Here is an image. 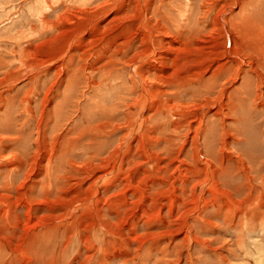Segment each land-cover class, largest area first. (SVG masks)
<instances>
[{"label":"rangeland","instance_id":"rangeland-1","mask_svg":"<svg viewBox=\"0 0 264 264\" xmlns=\"http://www.w3.org/2000/svg\"><path fill=\"white\" fill-rule=\"evenodd\" d=\"M187 1L0 0V264H264V0Z\"/></svg>","mask_w":264,"mask_h":264},{"label":"bare ground","instance_id":"bare-ground-1","mask_svg":"<svg viewBox=\"0 0 264 264\" xmlns=\"http://www.w3.org/2000/svg\"><path fill=\"white\" fill-rule=\"evenodd\" d=\"M166 0H164V3H166L165 2ZM187 1V0H186ZM211 1H213V2H209L208 0H207V2H204L203 3V5H202V10L204 11L203 13H205V15H207V13H209V11H211L212 10V8L213 7H215V2L214 1H217V2H220L221 0H211ZM246 1V0H245ZM249 2H248V6H251L252 7V12L254 11V9H257V8H259L258 6H257V4H255L254 5V0H248ZM188 2V1H187ZM227 3V2H226ZM247 4V3H246ZM163 6V5H162ZM224 6V5H223ZM225 8H227V9H225V12H228L231 8H230V6H228V5H226L225 6ZM215 10V9H214ZM248 10V9H247ZM215 12V11H214ZM171 13V12H170ZM224 13V12H223ZM179 14H181V16L183 17V13H182V10H180V13ZM251 15V14H250ZM185 16V15H184ZM211 16V15H210ZM248 15H246V18L247 19H250V17L248 18L247 17ZM189 17V18H188ZM254 18V17H253ZM192 22V18H190V16H187V18L186 19H184V21L181 23V22H179V24H178V30L180 31V29L182 30V29H184L183 28V26H187V25H189L190 23ZM223 22H225V20L223 21ZM183 31V30H182ZM165 33H167V32H165ZM164 33V34H165ZM179 41V40H178ZM175 48V47H174ZM173 48V49H174ZM179 49V48H178ZM259 101V100H258ZM182 117H184V116H182ZM203 123H204V121H202ZM11 184H9V186H10ZM6 204V203H5Z\"/></svg>","mask_w":264,"mask_h":264}]
</instances>
